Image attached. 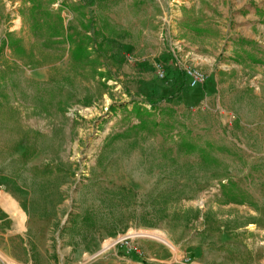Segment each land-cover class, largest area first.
Segmentation results:
<instances>
[{
	"label": "rangeland",
	"instance_id": "rangeland-1",
	"mask_svg": "<svg viewBox=\"0 0 264 264\" xmlns=\"http://www.w3.org/2000/svg\"><path fill=\"white\" fill-rule=\"evenodd\" d=\"M42 1L54 46L0 0V189L47 222L16 244L0 222V264L32 231L34 264H264V16L237 35L264 0Z\"/></svg>",
	"mask_w": 264,
	"mask_h": 264
},
{
	"label": "crops",
	"instance_id": "crops-1",
	"mask_svg": "<svg viewBox=\"0 0 264 264\" xmlns=\"http://www.w3.org/2000/svg\"><path fill=\"white\" fill-rule=\"evenodd\" d=\"M244 7L247 9V13L238 19L239 26L237 27V35L246 39H254L255 30L259 26L258 22L264 16V6H262L261 9H251L250 7L248 8V4H246ZM231 67L232 66H230L229 69ZM220 69L224 71L227 70L225 68ZM20 194L19 188H13L11 190L5 188L0 189V222H5L6 235L8 236V239L10 238L9 244H16L18 238L21 239V236H23V233L33 230L35 227L43 225V223H47L46 221L41 220L42 217L40 215L31 212L25 198H19ZM11 200L13 202L12 204L10 202ZM31 233L34 236L32 237L28 235V238L32 239L36 246H26V244H24L26 246L24 248V253L20 254L16 250L6 253L5 256L9 258V260H12L16 264H34V262L45 263L47 255L45 242L40 243L39 240L41 239L38 235L33 233V231ZM47 236L48 235L46 234L42 238L46 239ZM32 255H34V260ZM128 264L143 263L131 260Z\"/></svg>",
	"mask_w": 264,
	"mask_h": 264
},
{
	"label": "trees",
	"instance_id": "trees-1",
	"mask_svg": "<svg viewBox=\"0 0 264 264\" xmlns=\"http://www.w3.org/2000/svg\"><path fill=\"white\" fill-rule=\"evenodd\" d=\"M32 2L31 6L28 8L29 16H30V27L32 28L34 33H39V36H44L46 40V45H50L53 43L57 45L60 41L59 37L62 34L63 26L61 23V18L58 14H52L44 5L42 0H30ZM46 5L49 4V0H46ZM66 38L71 39L72 36L66 33ZM72 40V39H71ZM69 52H71V56L74 62H80L83 59H87L88 54L84 44L77 43L69 46ZM252 61L256 62L257 59L251 58ZM193 144L191 142H186L185 147L187 149H192Z\"/></svg>",
	"mask_w": 264,
	"mask_h": 264
},
{
	"label": "built area",
	"instance_id": "built-area-1",
	"mask_svg": "<svg viewBox=\"0 0 264 264\" xmlns=\"http://www.w3.org/2000/svg\"><path fill=\"white\" fill-rule=\"evenodd\" d=\"M60 4H61V1L57 0L53 4V6L58 7V6H60ZM219 67L220 68H229V66L224 64V63H220ZM182 74H183V78H184L187 86L190 88H196V87L203 85L206 78H207L206 72L202 68L196 66L195 64L184 65L182 68ZM158 75H159V77H164L165 76L164 71L161 70L158 73ZM254 78L256 79V76ZM251 85H252V87L255 86V88L258 89L256 81L252 80Z\"/></svg>",
	"mask_w": 264,
	"mask_h": 264
},
{
	"label": "bare ground",
	"instance_id": "bare-ground-1",
	"mask_svg": "<svg viewBox=\"0 0 264 264\" xmlns=\"http://www.w3.org/2000/svg\"><path fill=\"white\" fill-rule=\"evenodd\" d=\"M128 237H130V238H132L130 235H126V236H124L123 238H122V240L124 239V238H128ZM122 240H120V241H122ZM110 244V242L108 243V245Z\"/></svg>",
	"mask_w": 264,
	"mask_h": 264
}]
</instances>
